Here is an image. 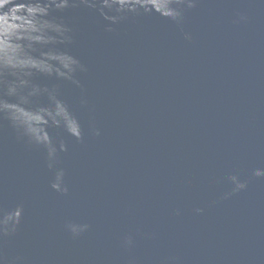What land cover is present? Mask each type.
I'll return each mask as SVG.
<instances>
[{"label": "water", "instance_id": "water-1", "mask_svg": "<svg viewBox=\"0 0 264 264\" xmlns=\"http://www.w3.org/2000/svg\"><path fill=\"white\" fill-rule=\"evenodd\" d=\"M256 170L264 0H0V264H264Z\"/></svg>", "mask_w": 264, "mask_h": 264}, {"label": "clouds", "instance_id": "clouds-1", "mask_svg": "<svg viewBox=\"0 0 264 264\" xmlns=\"http://www.w3.org/2000/svg\"><path fill=\"white\" fill-rule=\"evenodd\" d=\"M183 2H184V0H176V3H177V4H180V3H183ZM191 6H192V5L189 4V7H191ZM175 14H176V17L179 15V13H176V12H175ZM51 166H52V165H51V163H50V164H49V167H51ZM59 175H60V176H63V172L61 171ZM254 175H255L256 177H264V171L256 170V171L254 172ZM232 180H233L234 183H236V191H239V190L245 188V184L237 182L236 177H232ZM52 187H53L54 189H56L57 191H61V189H60L57 185H55V184H53ZM62 191L66 193V192H67V189L64 188V189H62ZM10 221H15L16 223H18V222H19V214L17 213L15 219H13V218L11 217V215H9V220H8L7 226H8V224H9ZM7 226H6V229H5L6 232L8 231ZM85 227H86V226H85ZM12 230H13V231L15 230L14 227H13ZM84 230H85L84 228H77L76 226H71V231H72V233H73L74 235H75V234H78L79 232H82V231H84Z\"/></svg>", "mask_w": 264, "mask_h": 264}]
</instances>
